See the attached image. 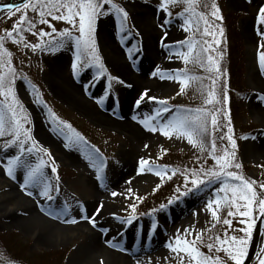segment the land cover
Returning <instances> with one entry per match:
<instances>
[{
	"label": "rangeland",
	"instance_id": "1",
	"mask_svg": "<svg viewBox=\"0 0 264 264\" xmlns=\"http://www.w3.org/2000/svg\"><path fill=\"white\" fill-rule=\"evenodd\" d=\"M9 1L15 0H0V3ZM161 2L113 0L128 13L123 26L120 17L111 12L98 17L94 38L103 74L87 50L81 54L78 70L72 67L78 51L76 41L61 37L59 33L68 28L72 37L78 36V18L77 28H73L66 21L48 17L57 31L52 36L41 37V29L51 32L52 28L40 24L38 12L29 8L26 15L35 27L27 31V23L20 25L24 29L21 33L23 43L5 40L4 46L12 54V67L17 77L15 91L23 108L22 112L18 109V113L27 116V123L23 126L36 142L33 152L24 153L22 159L30 166L41 158L45 160L43 171L52 186L50 195L54 199L48 200L39 195L40 188L22 186L27 169L17 168L15 179L7 175V160L20 155V152L15 146L10 149L3 147L4 142L11 139L10 135L0 137V236L13 234L31 252L62 253V264H122L101 252H97L92 261L83 260L82 263L81 254L91 239L87 229L78 222L86 220L89 221L87 226L100 234H103L100 226L103 225L105 234L110 232L117 251L125 249L123 242L134 248L131 255L125 256V262L179 264L177 254L169 247L170 244L176 246L177 237L191 241L197 234L212 231L214 234L211 240L205 242L207 245L215 243L217 236L224 239L225 236L239 238L244 235L239 229L246 226L240 223L246 218L238 214L229 216V209L223 201L218 210L219 220L206 207L209 200H215L218 195L221 198L225 196L220 191L223 178L211 184L205 178V185L199 191L193 189L191 179L193 171L204 178L201 169H214L215 160L209 154L213 139L217 155H222L224 148H230L227 134L231 126L243 176L256 182L254 188L258 197L264 198L260 195L264 189L259 187L264 184V68L258 61L259 53L264 51L259 47L264 38L259 35L262 25L258 19L264 0H215L223 19L215 20L216 27L212 31L222 41L219 28H223L227 45L237 48L239 74L232 85L236 83L241 91V96L235 100L236 115L231 114V101L228 99L225 103L224 111L229 115L226 116L224 130L220 129L216 113L219 128L215 132L211 131V114L216 110L213 106L216 102L209 104L205 101L211 99L208 93L214 92L212 75L216 73L208 70L207 57L219 60L221 42L216 44L212 35L203 34V23L199 25V30L194 22L190 26L184 25L185 16L180 15L185 7L183 3L169 5L168 12H163L159 8ZM108 8L105 5V10ZM201 9L210 12L202 6L197 11ZM21 14L11 19L7 13L0 15V35H4L6 29L12 30ZM209 19L214 18L209 16ZM166 20L171 22L163 23ZM186 27L190 30L186 31ZM190 38L196 42L192 56L199 53L201 62L190 59L186 63L177 55L188 52ZM61 40L64 41L63 47L53 51ZM147 43L152 45L151 54L147 51ZM25 44H39L41 47L33 51ZM203 48L208 50L202 51ZM184 70L199 79L185 85L182 80L161 79L159 75H153ZM161 82L164 85L155 86ZM145 92L156 100L145 97L137 106L136 101ZM159 100H167L168 112H163L158 119H150V123L156 126L179 113L194 112L198 108L207 110L210 134L205 138L203 151L190 144L186 137L176 133L164 136L159 130L149 131L141 122L155 117L163 107ZM174 104L175 107H171ZM221 108L224 106L221 105ZM72 121L90 128L93 132L91 136L73 129ZM76 134L81 140H75ZM220 136L225 139L220 140ZM257 141L262 150H251L250 147ZM25 147H32V141H28ZM141 159L149 161L151 171L148 167L141 171ZM53 162L55 172L52 171ZM101 163L102 171L98 172ZM161 169L167 174L157 176L155 172ZM98 175H102L103 179H98ZM166 182H169L167 186L151 201H146L145 207L130 215L129 211L138 196L150 194ZM228 182L238 183L231 179ZM28 191L33 194L29 196ZM113 192L117 195L113 196ZM227 196L230 198L231 192ZM170 200L172 203H169ZM187 204L190 205L186 207ZM213 208H216L215 204ZM231 210L235 211V208ZM252 215L256 224L245 261L247 264H258V256L264 249V216L259 212L258 204H254ZM31 216L37 222L26 229L21 220ZM129 216L133 217L130 223L127 222ZM224 219L231 220V226L223 224ZM52 220L70 228L55 230L57 227L51 224ZM180 255L188 264L187 255ZM208 255L213 258L219 256L224 264H234L223 250L216 252L215 247ZM0 264L18 263L0 252Z\"/></svg>",
	"mask_w": 264,
	"mask_h": 264
},
{
	"label": "snow or ice",
	"instance_id": "2",
	"mask_svg": "<svg viewBox=\"0 0 264 264\" xmlns=\"http://www.w3.org/2000/svg\"><path fill=\"white\" fill-rule=\"evenodd\" d=\"M177 3H183L185 5L183 12L180 13V15L185 16L184 25L190 26L194 22L197 26V30H199V25L203 23V34L212 35L214 43L216 44L221 42L220 39L216 38L215 32L212 31V29L216 27L215 20L223 19V17L220 15V9L215 3V0H162L159 8L163 12H168V6L176 5ZM105 5L109 6L107 10H105ZM201 6L206 10L210 9V12L206 14L205 11H197V8ZM29 8H31L33 12H38L40 24H47L52 28L51 32H45L43 29H41L39 31V35L41 37L52 36V34L57 31V29L51 24V21L48 19V17H51L52 20L66 21L71 24L73 28H77L78 18V36L72 37V32L68 28H65L59 33L61 37H64L68 40L75 39L76 41L78 51L76 61L73 63L72 67L74 70H78L81 54L83 51L87 50L90 53L92 59L99 64V70L101 74H103V64L99 63L100 57L97 53L94 38L96 21L99 16L108 15L111 12L120 17L121 25L123 26L127 21L128 13L123 7L113 3V0H23V3L20 5H13L11 3L0 4V11L7 13L9 19L18 13H22L19 16V21L13 26L12 30L6 29L5 34L0 35V97H3V100H0V137L10 135L11 139L6 140L3 144V147L5 149H10L15 146L20 152V155L12 156L7 160L5 164V170L9 177L15 179L17 168L27 169L23 177L22 186L25 188L29 186L33 188H40L39 195L46 197L48 200H52L54 199V197L50 195L52 186L45 179L43 171L45 167V160L41 158L34 166H30L25 162L24 159H22L24 153L33 152V150L36 148V142L33 140L30 131L23 126L24 123H27V116H21L18 113V109L20 112H22L23 108L17 98L14 87L15 80L17 78L16 72L12 67V54L4 46L6 39H13L15 43H23L24 37L21 35V33L24 31V29L20 27V25L27 23V31H32V29L35 27V24H33L26 15ZM209 16L214 19L210 20ZM193 18H195V20H193ZM258 19L262 25L259 35L264 38V7L259 9ZM170 22V20L163 21V23ZM185 30L188 31L190 28L186 27ZM223 34V28H219V36L222 37ZM165 35H167V33H165ZM17 37H19V39H17ZM195 44L196 42L194 39L190 38L188 41V52H180L177 53V55L181 56L186 63L189 62L190 59H193L196 62H201L199 53H197L195 57L192 56ZM63 45L64 41L61 40L57 42V45L53 47L52 50L56 51L59 49V47H63ZM24 46L31 47L33 51L41 47L39 44H25ZM209 47H211V45H209ZM259 47L264 48V43H261ZM207 50V48L202 49V51L205 52ZM207 61L208 70L214 71L217 76H219L221 74V70L218 60L213 59L212 56H208ZM258 61L260 66L264 68V51L259 53ZM201 66L204 65L201 63ZM153 75H159L161 79L169 78L182 80V83L185 85L189 81L199 79L198 77L189 75L187 70L177 71L175 73L157 72L153 73ZM215 84L216 80H213V85ZM183 90L184 89L182 87L181 91ZM208 95L211 97V99L206 100V103L211 104L214 101L219 103V101H216L214 92H209ZM145 97H147L149 100H156L155 97L148 96L147 92H145L136 101V105L139 106ZM223 101H228V95L226 91L223 92ZM159 104L163 107L156 112L155 117L145 118V120L141 121L149 128V131L155 132L159 130L164 136H171L173 133H176L179 136L186 137L190 144L200 147V149L203 151L205 147V138L210 134L207 125V110L198 108L194 112L190 110L185 113H179L173 119L166 120V122H164L162 125L156 126L150 123V119H158L163 112H168L167 100H159ZM216 113H222L224 116L229 115V113L223 111L222 108L216 109L215 112L211 114L212 132H215L219 128ZM68 127L70 128V125ZM232 131L233 129L231 126H229L227 140L230 144V148H224L222 150V155H217L216 143L215 139H213L209 154L215 160V167L214 169L209 170L201 169L200 172H203L204 178H201L198 172L193 171L191 184L193 189L199 191L201 186L205 185V178L209 184H211L214 180L223 178L224 184L220 191H223L225 196L221 198L218 195L215 200H209L206 207L211 211L212 216L219 220L220 218L218 216V210L220 208L221 202L223 201L225 206L229 209V216H235L238 214L240 217L246 218L240 221L241 224L246 226L239 229V231L243 232L244 235L239 238L236 236H225L224 239H220L219 236H217L215 238V243H209L207 244V247L210 253L215 247L216 252L223 250L230 260L234 262V264H244L245 258L248 256L249 241L253 236V229L256 224V220L252 215L253 206L254 204H258L259 212L262 216H264V198L258 197V193L254 188V184L256 183L255 181H250L243 175L238 174L236 171L230 170L232 168L241 169L242 167L240 163H234L236 158L237 143L231 134ZM68 139L71 142L72 138L69 137ZM219 139L224 140L225 137L220 136ZM75 140L79 141L81 140V137L76 134ZM28 141H32V147L26 148L25 145ZM145 147H147V145H145ZM48 155L50 156V153ZM140 166L141 171H143L145 167H148V170L150 171L152 170V167L147 160L141 159ZM52 171H56L54 162ZM101 171L102 163L101 166L98 167V172ZM155 174L157 176H162L166 175L167 173L166 170L161 169L156 171ZM98 179H103V176L98 175ZM229 179L238 183H229ZM259 187L264 189V184H260ZM129 191L131 190L129 189ZM228 192H231L230 198L227 196ZM27 194L31 196L33 193L28 191ZM185 194H187V192ZM112 195L116 196L117 193L113 192ZM260 195L264 196V192H262ZM240 202L243 203L241 204ZM169 203H172V201L170 200ZM214 204L216 205V208H213ZM132 207L133 211H135V206L133 205ZM161 207L163 208L164 206L162 205ZM233 207L235 208V211L231 210ZM241 208L244 210L242 211ZM132 219L133 217L129 216L127 218V222L130 223ZM94 223L95 221L93 220V224ZM231 223L232 222L229 219L223 220V224L225 225L231 226ZM209 239H212V237H209ZM197 242L203 243V239L200 234H197L192 241H188L186 239L181 240L180 237H177L175 241L176 246L174 247L170 244L169 247L173 253L177 254L179 264H185L184 257L181 256L180 253H185L187 255L188 264H193V262L194 264H224L219 256L213 258V256L206 255L201 252L197 247ZM216 245H219V247ZM258 264H264V249H261V253L258 256Z\"/></svg>",
	"mask_w": 264,
	"mask_h": 264
},
{
	"label": "trees",
	"instance_id": "3",
	"mask_svg": "<svg viewBox=\"0 0 264 264\" xmlns=\"http://www.w3.org/2000/svg\"><path fill=\"white\" fill-rule=\"evenodd\" d=\"M209 11V9H207ZM207 13V12H206ZM225 37H221V43L218 47V54L219 56V67L221 70V74L217 76V74H213V80H216V84L214 85V92L216 95V101L219 103H215L213 106L215 109H221V105L224 106L223 111L225 110V103L223 101V92H227L228 99L231 101V114L236 115L237 106L235 104V100L239 96H241V91L237 88V84L232 85L235 82L236 76L239 74V68L237 61V48L235 45H227L225 42ZM171 105V107H175ZM178 106V105H177ZM218 114V120H220V129L224 130L226 127V116L222 113ZM71 127L81 134H85L86 136L93 133L92 130L86 126H81L78 123L72 121ZM39 155V154H38ZM37 155V156H38ZM185 157V154H183ZM234 163H239L238 158L236 156ZM232 171H236L238 174H244L243 169H230ZM169 182L163 183V185L159 186L155 189L152 193L138 196L134 202L135 211H133V207L130 209V215L133 212H138L139 208L145 207L146 201H151L156 194L161 192ZM214 232L208 231L204 232L201 236L203 239V243L197 242V247L200 249L201 252L208 255L209 249L205 242L208 241L209 237H212ZM211 240V239H210ZM192 241V240H191ZM0 252L7 255L10 258H13L18 264H62L63 257L62 253H53V254H41L35 253L28 250V246L21 243L18 239L15 238L13 234H7L0 236ZM188 258V257H187ZM194 264V262H193Z\"/></svg>",
	"mask_w": 264,
	"mask_h": 264
},
{
	"label": "bare ground",
	"instance_id": "4",
	"mask_svg": "<svg viewBox=\"0 0 264 264\" xmlns=\"http://www.w3.org/2000/svg\"><path fill=\"white\" fill-rule=\"evenodd\" d=\"M149 34H151V30H149ZM152 50H153L152 49V45L150 43H147V51L150 52V54H151V52L153 53ZM251 80H252V84H253L254 81H253L252 78H251ZM161 83H157L155 86L157 87V85L158 86L164 85L163 82H161ZM55 85H56L57 88H59L58 84L55 83ZM59 89H61V88H59ZM250 148H251V150H258V151L262 150V147H261L259 141L254 143ZM188 205H190V204H187L186 207ZM30 210H33V212L37 213L36 210L33 209V208H31ZM35 221L36 220L33 218V216H31V218L22 219L21 220V224H23L24 228L28 229V228L32 227V225L35 223ZM88 223H89V221L86 222V220H81V221L78 222V224L82 228H86L87 229L86 232L88 233V235L90 236V239H91L89 244L84 247V251L81 254L82 263H83V260H84V262L92 261L95 258L94 255L97 252H101V253L107 255V257H109V258L111 257L112 260H115V261H118V262H123L124 264H130L128 262H125V256H129V255H131L134 252V248H132L129 245V243L126 242L127 243L126 244L125 242H123L124 245H125L124 246L125 249L123 251H117V249L115 248L117 245L115 244V242L113 241L112 237L110 236V232L105 234V230L104 229H106V228L103 227V225H100L102 227V229H103V234H100V233H97L96 231H94L93 229H91L89 226H87ZM51 224L54 227H57V228H55V230L56 229L57 230H66V229L70 228V227H66V226L64 227L60 222H57L56 220H52ZM79 225H77V226H79Z\"/></svg>",
	"mask_w": 264,
	"mask_h": 264
},
{
	"label": "water",
	"instance_id": "5",
	"mask_svg": "<svg viewBox=\"0 0 264 264\" xmlns=\"http://www.w3.org/2000/svg\"><path fill=\"white\" fill-rule=\"evenodd\" d=\"M6 3H11L13 5H20L21 3H23V0L9 1ZM6 3H0V4H6ZM3 14H5V12L0 11V15H3ZM244 264H247V261H245Z\"/></svg>",
	"mask_w": 264,
	"mask_h": 264
}]
</instances>
